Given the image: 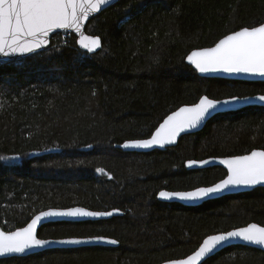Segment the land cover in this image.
I'll use <instances>...</instances> for the list:
<instances>
[{"label": "trees", "instance_id": "16d2710c", "mask_svg": "<svg viewBox=\"0 0 264 264\" xmlns=\"http://www.w3.org/2000/svg\"><path fill=\"white\" fill-rule=\"evenodd\" d=\"M259 23L264 0H119L85 26L101 38L95 53L79 49L73 33H56L44 51L1 64L0 226L22 227L51 207L123 214L38 230L41 238L107 236L117 246L50 248L0 264H157L187 256L209 234L264 225V187L197 206L156 197L226 174L220 166L187 169L186 160L264 149V106L218 113L164 150L121 147L203 95L264 94V81L203 77L185 62L192 49ZM202 264H264V251L230 245Z\"/></svg>", "mask_w": 264, "mask_h": 264}, {"label": "snow or ice", "instance_id": "6c2138e0", "mask_svg": "<svg viewBox=\"0 0 264 264\" xmlns=\"http://www.w3.org/2000/svg\"><path fill=\"white\" fill-rule=\"evenodd\" d=\"M110 0H0V54H24L33 52L48 43L49 34L56 29H74L79 33L80 45L87 52L100 47L99 37L84 35L82 22L91 14L98 13ZM187 61L199 73L247 74L264 77V23L258 26H244L232 31L214 43L212 47L193 50ZM252 99L264 102V95L258 97L231 96L224 100L210 99L207 95L191 106L180 107L168 115L148 139H135L125 142L126 148L164 147L176 141L186 130L195 129L222 107L247 103ZM91 147V146H89ZM188 167L199 163L207 165L208 160H190ZM226 165L227 175L208 187H197L191 191H160L159 197L181 201H197L221 193L229 188L254 186L264 183V150H253L248 155L231 156L220 161ZM103 171V170H99ZM111 211H91L83 207H69L64 210L40 211L24 227L14 231L0 230V257L8 254H26L52 243L61 244H117L118 241L103 236L69 238L59 241L38 238V228L55 218H87L112 216ZM239 238L245 242L264 245V227L249 224L226 233L209 235L199 245L194 254L186 259H171L167 264H202L214 250Z\"/></svg>", "mask_w": 264, "mask_h": 264}, {"label": "water", "instance_id": "95a60500", "mask_svg": "<svg viewBox=\"0 0 264 264\" xmlns=\"http://www.w3.org/2000/svg\"><path fill=\"white\" fill-rule=\"evenodd\" d=\"M117 1H119V0H110L109 5L104 6V7L102 8V10H104L105 8H107V7L111 6V5H113V4L116 3ZM102 10H100L98 13H100ZM98 13L91 14L87 20H85V21L82 22V32H83L84 35H88V36H92V37H99V36H96V35L88 34V33L85 31V26H86L88 20H89L90 18L94 17L95 15H97ZM256 26H258V25H256ZM238 30H239V29H238ZM56 33H64V34H66V33H73V34L75 35V37H76V43H77L78 48L81 49V50H83V51H85V52H87V50L83 49L82 46H81L80 43H79V40L81 39L80 34L77 33V32H75L74 29H56V30H54L52 33L49 34V37H48V43H47L46 45L42 46L41 48L34 50L33 52H30V53H24V54H19V53H18V54H11V55H8V56H4V55L0 54V65H1V64H4V63H9V62H12V61H17V60L25 59V58H27V57H30V56L36 54V53H39V52H41V51H44L46 48L49 47V45H50V39H51V37H52L54 34H56ZM228 34H229V33H228ZM226 35H227V34H226ZM221 38H223V37H221ZM221 38H220V39H221ZM99 39H100V42H101V38H100V37H99ZM101 45H102V42L100 43V47H99L98 49H95L93 52H87V53H90V54H91V53H95L96 51H98V50L101 48ZM212 46H214V44H213ZM212 46H208V47H212ZM202 48H205V47H202ZM197 49H200V48H195V49H192L191 51H193V50H197ZM191 51H189V52L187 53V55L190 54ZM187 55L185 56V62H186L188 65H190V66L195 70L194 66L191 65L190 62L187 61ZM195 71L197 72V74H198L199 76H203V77H217V78H226V79L240 80V81H264V77L253 76V75H247V74H234V75H233V74H226V73H207V74H202V73H199L197 70H195ZM260 95H264V94L258 93V94H253V95L237 96V97H241V98H243V97H258V96H260ZM203 96H205V95H203ZM201 97H202V96H201ZM209 98H210V97H209ZM227 98H230V97L220 98V99H217V100H224V99H227ZM210 99H213V98H210ZM198 102H199V99H198L197 102H195V103H198ZM195 103H194V104H195ZM191 105H193V104H184V105H181V106L177 107L175 110H173V111H171L169 114H167V115L161 120V122H160L159 124L163 123L164 119H165L168 115H171L172 112L178 111L180 107L191 106ZM248 106H264V102H262V101H260V100H258V99H252V100L248 101L247 103H243V102H242V103H239V104L229 105V106H226V107H222L221 109H219L218 111H216L214 114H212L210 117H208L205 121H203L200 125H198L195 129L186 130L185 132L181 133V134L177 137V139H176V141H175L174 143L169 144V145H165L164 147L154 146V147H151V148H126V147L123 146V145L125 144V142L131 141V140H127V141H125V142L121 145V147H122L125 151H129V152H149V151H152V150H164L166 147L175 146V145L177 144V142H178V139H179L181 136L186 135V134H191V133H194V132H197V131L201 130V129L205 126V124L207 123V121H208L209 119H211L213 116H215L216 114H218V113H225V112H232V111H238V110H240V109H242V108H245V107H248ZM159 124L156 126V128L159 126ZM156 128H155V129H156ZM155 129L153 130V132L155 131ZM153 132H152V133H153ZM152 133H151V134H152ZM150 137H151V135H150L149 137H147V138H144V139H148V138H150ZM133 140H135V139H133ZM253 150H264V149H259V148H257V149H253ZM253 150H251V151H253ZM251 151H250V152H251ZM250 152L245 153V154H241V155H248V154H250ZM234 156H239V155H234ZM229 157H231V156L206 157V158H203V159H200V160L189 159V160H186L184 164H185V167H186L187 169H202V168H207V167H212V166H220V167H222V168L226 171V174H225V176L223 177V178H225L226 175H227V167H226V165L221 164L220 161L223 160V159L229 158ZM190 160H195V161H197V162H199V161H201V160H208L209 163H208L207 165H200L199 163H197L196 165H194V166H192V167H188V163H187V162L190 161ZM223 178H222V179H223ZM220 180H221V179H220ZM220 180H218L217 182H219ZM217 182H215V183H217ZM215 183H213V184H211V185H208V186H212V185H214ZM208 186H199V187H208ZM256 187H264V183H260V184L254 185V186H240V187L229 188V189H227V190H225V191H223V192H221V193L214 194V195H211V196H209V197H207V198H205V199L197 200V201H181V200H178V199H171V200H169V199L160 198V197H159V192H160V191L177 192V191H170V190H165V189H162V190L158 191L156 197H157L158 200L163 201V202H168V203H179V204H181V205H185V206H197V205H200V204H202L203 202H205V201H207V200H210V199L219 198V197H222V196H225V195H229V194H235V193L247 192V191H250V190H252V189H254V188H256ZM196 188H197V187H196ZM194 189H195V188L190 189V190H178V191H191V190H194ZM71 207H83V206H71ZM67 208H69V207H65V208L51 207V208H47V209H44V210H41V211H48V210H64V209H67ZM83 208L88 209V208H86V207H83ZM88 210H91V211H99V210H92V209H88ZM111 210H113V209L106 210V211H111ZM118 210H119V209H118ZM39 212H40V211H39ZM39 212L35 213L34 215L39 214ZM122 214H123V212H122L121 210H119L117 213H115V214L112 215V216L87 217V218H67V217H63V218H55L54 222H55V221H73V222H79V221H85V220L108 219V218H111V217H113V216H119V215H122ZM34 215H33V216H34ZM33 216H32V217H33ZM32 217H31V218H32ZM31 218L29 219L28 222H30ZM28 222H27V223H28ZM27 223H26V224H27ZM45 223H48V221H45L43 224H45ZM253 223H254V224H257V225H259V226H261V227H264V225H261V224L255 223V222H250V223H248V224H246V225H244V226H240V227H237V228H233V229H230V230H228V231H233V230H236V229H239V228L247 227V225H249V224H253ZM26 224H25L24 226H26ZM43 224H42V225H43ZM24 226H22V227H24ZM39 228H40V227H39ZM39 228H38V230H39ZM16 229H17V228H16ZM16 229H13V230H10V231H14V230H16ZM0 230H4V229L0 226ZM4 231H7V230H4ZM228 231H225V232H218V233L209 234V235H215V234L226 233V232H228ZM209 235H207V236H209ZM207 236H205V237L202 239V241L200 242V244L203 242V240H204L205 238H207ZM87 237H94V236H87ZM87 237L41 238V237L38 236V238H41V239H48V240H52V241H59V240H62V239H69V238H87ZM103 237L111 238V237H107V236H103ZM111 239H113V238H111ZM200 244H199V245H200ZM96 245H97V246H110V247H114V246H117L118 243H117V244H108V243H90V244H78V245H77V244L52 243V244H49V245L45 246L44 248H38V249L32 250V251H30L29 253H26V254H8V255L3 256V257H0V258H6V257H11V256H26V255H28V254L36 253V252H40V251H43V250H45V249H50V248H75V247H81V246H96ZM199 245L197 246V248H196L193 252H191V253L188 254L187 256L194 254V252L198 250ZM230 245H246V246H250V247L257 248V249H259V250L264 251V245H258V244H254V243H251V242H245V241H243L242 239L235 238V239H230L228 242H226V243H224V244L218 246V247L214 250V252H213L211 255L207 256V258L210 257V256H212V255L215 254L216 252L222 250L223 248H225V247H227V246H230ZM187 256H185V257H183V258H177V259H186ZM207 258H202V262H203L205 259H207ZM169 260H171V259H169ZM169 260H164V261L159 262V263H157V264H167V261H169ZM198 264H200V262H198Z\"/></svg>", "mask_w": 264, "mask_h": 264}, {"label": "rangeland", "instance_id": "374dc122", "mask_svg": "<svg viewBox=\"0 0 264 264\" xmlns=\"http://www.w3.org/2000/svg\"><path fill=\"white\" fill-rule=\"evenodd\" d=\"M7 163H18L19 160L16 157L7 158Z\"/></svg>", "mask_w": 264, "mask_h": 264}, {"label": "bare ground", "instance_id": "6f19581e", "mask_svg": "<svg viewBox=\"0 0 264 264\" xmlns=\"http://www.w3.org/2000/svg\"><path fill=\"white\" fill-rule=\"evenodd\" d=\"M188 190H190V189H188ZM170 191H172V190H170Z\"/></svg>", "mask_w": 264, "mask_h": 264}]
</instances>
